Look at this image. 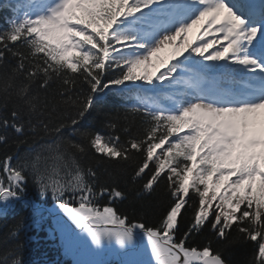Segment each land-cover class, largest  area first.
<instances>
[{
  "label": "snow or ice",
  "instance_id": "snow-or-ice-1",
  "mask_svg": "<svg viewBox=\"0 0 264 264\" xmlns=\"http://www.w3.org/2000/svg\"><path fill=\"white\" fill-rule=\"evenodd\" d=\"M9 6L13 16L0 30V144H8L11 129L16 151L0 159V214L26 202L31 176L67 218L61 228L74 225L92 256L115 252L124 258L120 264H229L224 252L242 239L256 246L254 264H264V3L10 0ZM54 81L62 85L59 100L47 96ZM77 84L87 85V93L74 96ZM113 88L132 101L128 111L140 118L141 132L114 119L107 133L81 131L101 94ZM57 112L63 118L53 123ZM89 154L98 162H133L129 179L140 185V198L165 183L168 204L156 224L118 213L113 205L126 194L115 177L101 182L94 167L82 164ZM23 227L21 219L8 236L15 239ZM205 228L213 240L192 246ZM18 257V245L6 247L0 264H22Z\"/></svg>",
  "mask_w": 264,
  "mask_h": 264
},
{
  "label": "trees",
  "instance_id": "trees-1",
  "mask_svg": "<svg viewBox=\"0 0 264 264\" xmlns=\"http://www.w3.org/2000/svg\"><path fill=\"white\" fill-rule=\"evenodd\" d=\"M12 16L13 11L11 7L2 5L1 3L0 30H3L7 26V21ZM61 87L60 81H54L47 91L48 98L50 100H59L60 97L57 95V92ZM82 92L84 94L87 93V85L77 84L73 95H79ZM131 103V100L119 92L107 91L106 94H103L97 100L94 110L81 121L79 129L81 131L90 130L107 133L108 130L105 125L109 119H114L121 128L129 126L132 133H139L142 130L140 118L128 111ZM67 112L74 113L75 108L69 107ZM61 118H63V113L57 112L52 122L57 123ZM71 132V129H67L65 136H70ZM119 134L123 136L122 131ZM7 136L8 144H0V159L5 154L11 155L16 151L13 144L16 138L15 133L9 129ZM72 138L76 139L77 137L73 136ZM40 142H43V140H40ZM20 151L23 152L24 148H21ZM81 162L85 167H94L100 173L101 182L110 183V176L116 178L119 189L126 194L125 199L122 201L118 200L113 205L118 213L126 215L133 222H144L149 226L157 223L168 204L167 189L163 181L151 196L140 198L137 196L140 185L132 183L129 179L132 173L133 162H129L128 164L98 162L92 154L82 157ZM25 187V197L31 199L35 205H43L47 209H51L55 205L56 202L52 199L50 193L45 196L39 194L31 176H29ZM190 214L191 209L188 210L181 221V234L186 228ZM21 219L24 222V227L19 231L15 239L10 238L8 236L9 229ZM210 240H213L212 231L210 228H205L191 239L190 244L200 247L208 244ZM17 245L19 246L18 258L22 260V264H58L60 260L57 241L48 239L43 225L41 229L34 228L31 225V213L28 210V206L21 202L15 203L4 211L3 214H0V251L6 247ZM212 246L213 248H219V245L215 242ZM256 251L254 242H246L239 239L224 252V258L229 261V264H254ZM64 264H69V262H64Z\"/></svg>",
  "mask_w": 264,
  "mask_h": 264
},
{
  "label": "rangeland",
  "instance_id": "rangeland-1",
  "mask_svg": "<svg viewBox=\"0 0 264 264\" xmlns=\"http://www.w3.org/2000/svg\"><path fill=\"white\" fill-rule=\"evenodd\" d=\"M51 211L50 221L46 223V231L51 239H57L59 246L64 249L65 259H68L71 264H83V262L93 259H103L107 261L108 264H120L121 260L124 259L115 252H108L106 255L98 257L90 255L84 245V239H87V237H84L82 233H79V230L75 229L74 225L71 226L70 230L61 228L63 220H66L67 218L63 213L57 215L59 210L56 207V203ZM32 212L34 213V210H32ZM45 217L46 215L40 217L35 216L33 220L34 225L38 226L42 221L44 222ZM88 245H91L90 239H88ZM109 247L116 248L117 246L111 245Z\"/></svg>",
  "mask_w": 264,
  "mask_h": 264
},
{
  "label": "bare ground",
  "instance_id": "bare-ground-1",
  "mask_svg": "<svg viewBox=\"0 0 264 264\" xmlns=\"http://www.w3.org/2000/svg\"><path fill=\"white\" fill-rule=\"evenodd\" d=\"M194 33H195V32H194ZM194 33H193V34H194ZM193 34H192V36H193Z\"/></svg>",
  "mask_w": 264,
  "mask_h": 264
}]
</instances>
